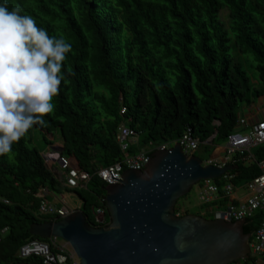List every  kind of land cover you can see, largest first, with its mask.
<instances>
[{
  "label": "trees",
  "instance_id": "obj_1",
  "mask_svg": "<svg viewBox=\"0 0 264 264\" xmlns=\"http://www.w3.org/2000/svg\"><path fill=\"white\" fill-rule=\"evenodd\" d=\"M7 4L33 16L51 35L66 38L72 51L54 111L14 144L11 153L0 156V264H42L38 257L21 259L17 253L27 241L54 240L31 233L35 222L62 218L45 214L43 200L73 190L67 186L68 170L59 162L50 167L48 151L59 149L90 172L88 186L74 190L83 199L81 208L88 220L103 226L110 215L107 183L98 171L122 157L121 124L141 137L139 145L143 139L144 148L174 145L191 128L201 146L213 147L211 157H218L229 135L239 129L243 106L254 104L248 97H264V0H7ZM226 10L227 19L222 16ZM43 141L47 150L39 146ZM254 154L257 161L263 160L264 148ZM235 165V189L246 187L261 173L257 162ZM216 182L224 184L222 177ZM180 200L176 212L181 215L206 209L201 205L197 211L184 209ZM95 207L105 209L106 223L97 224L90 216ZM262 217L258 211L245 221L250 242ZM259 261L251 255L234 264Z\"/></svg>",
  "mask_w": 264,
  "mask_h": 264
},
{
  "label": "water",
  "instance_id": "obj_2",
  "mask_svg": "<svg viewBox=\"0 0 264 264\" xmlns=\"http://www.w3.org/2000/svg\"><path fill=\"white\" fill-rule=\"evenodd\" d=\"M148 156L143 170L127 169L122 178L110 172L122 182L105 186L108 224L94 225L78 208L64 218L33 223L31 233L64 239L79 264H234L249 259L252 234L244 229L247 218L225 221L176 212L178 201L201 181L219 179L238 166L204 165L180 143Z\"/></svg>",
  "mask_w": 264,
  "mask_h": 264
},
{
  "label": "built area",
  "instance_id": "obj_3",
  "mask_svg": "<svg viewBox=\"0 0 264 264\" xmlns=\"http://www.w3.org/2000/svg\"><path fill=\"white\" fill-rule=\"evenodd\" d=\"M125 111V110H124ZM118 141L120 143L122 157L115 163L103 167L98 171L99 176L107 183H121L122 181L114 179L112 174L118 178H122L123 173L127 169H140L145 167L150 160V155L155 150L166 149L172 146L171 143L163 144L155 147L152 144L140 152L130 153L132 144L139 143L138 134L126 123L119 127ZM207 143L210 140L206 141ZM176 143H180L183 150L188 154L196 153L201 146L200 139L189 128ZM264 148V117H256L250 120L241 116L239 129L231 133L223 147V154L218 157H211L204 165H215L218 167H226L235 165L238 162H257L261 173L254 177L247 184L246 189L249 194L246 199L238 203H230L225 209H215L214 205L224 198H229L235 193L236 189L233 183L236 175L232 170L222 176L224 184L216 182V179L203 180L199 187L200 205L205 206L204 210L207 214L213 215L214 218L224 219L225 221H239L243 218H249L256 212H263V217L258 228L255 231L254 239L251 244V255L259 260H264V159L257 161L253 148ZM50 167L54 163L59 162L62 168L67 169V186L71 189L86 188L92 179V175L87 169L80 165L79 161L66 159L60 151L50 150L46 153ZM3 199V198H1ZM10 203L8 199H3ZM217 207V206H216ZM76 209L68 206H58L49 200H43L42 211L49 215H59L66 217ZM96 213L95 222L97 224L106 223V211L103 208H94ZM179 214V213H178ZM5 228L3 232L7 231ZM17 256L21 259L38 257L42 260V264H79L80 258L74 248L67 242L61 244L58 238L50 242L34 239L24 243Z\"/></svg>",
  "mask_w": 264,
  "mask_h": 264
},
{
  "label": "clouds",
  "instance_id": "obj_4",
  "mask_svg": "<svg viewBox=\"0 0 264 264\" xmlns=\"http://www.w3.org/2000/svg\"><path fill=\"white\" fill-rule=\"evenodd\" d=\"M72 44L0 0V156L55 109Z\"/></svg>",
  "mask_w": 264,
  "mask_h": 264
},
{
  "label": "rangeland",
  "instance_id": "obj_5",
  "mask_svg": "<svg viewBox=\"0 0 264 264\" xmlns=\"http://www.w3.org/2000/svg\"><path fill=\"white\" fill-rule=\"evenodd\" d=\"M222 16L225 19H227L228 18V11L227 10L224 11V13L222 14ZM248 98L251 99L252 103L253 102L256 103L258 106H260V108L262 110H264V104H263L264 103V97H259L258 95H255L254 97L249 96ZM246 106H247V104L244 105V107H246ZM138 139L140 140L141 137L138 136ZM39 146H40V148H42L44 150H47L49 148V146L46 145L44 143V141L43 142H40V145ZM224 146H225V143H224V145H222V147H224ZM56 148H59V145H57ZM142 148L144 149L143 139L141 140L140 145L137 142L134 143V144H132V147H131V149H130L129 152L130 153H134V151L140 152V151H142ZM258 149H259V147H254L253 148V151L256 153ZM213 150H214L213 147L211 148L210 145L203 144L196 151V155L199 156L203 160V162H205V161H208L211 158V154H212V151ZM56 151H59V149H57ZM199 187H200L199 184H197L187 196H185L183 199L180 200L179 205L182 208H184V209L185 208L186 209H191V210H194V211H197L198 210L197 209L198 208L197 206L200 203V198H199V190L200 189H199ZM50 198L51 199L54 198V194H50ZM216 206H218V205H214V208L215 209H225L226 208L225 207L226 205H222V206H219V207H216ZM201 214H207V213H205L204 211H201ZM90 216H92V218L96 219V213L94 212V210L93 211L92 210L90 211ZM58 241L61 244H66L67 243L62 238H58Z\"/></svg>",
  "mask_w": 264,
  "mask_h": 264
},
{
  "label": "crops",
  "instance_id": "obj_6",
  "mask_svg": "<svg viewBox=\"0 0 264 264\" xmlns=\"http://www.w3.org/2000/svg\"><path fill=\"white\" fill-rule=\"evenodd\" d=\"M242 116L247 117L250 120H254L256 117H259V116L264 117V110H262L260 108V106H258L256 103H254L251 106H246V107L243 106ZM75 190L73 189L70 192L65 191V192H63L61 194H57V195L54 194V198H52V199L50 198V195H49L48 198L51 202L55 203L56 205H58L60 207L61 206H68L70 208L77 210L78 208H81V206L83 205V199L77 192H75ZM248 194H249V192L246 189V187L239 186L236 188V191L234 194H232L227 199H225V198L222 199L221 202L218 203V205L219 206L226 205L225 207H227L231 201L232 202L235 201V203H238V202L246 199V197H248ZM219 206H217V207H219ZM197 207L199 208L200 204ZM258 264H264V260L259 261Z\"/></svg>",
  "mask_w": 264,
  "mask_h": 264
}]
</instances>
